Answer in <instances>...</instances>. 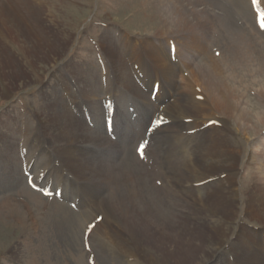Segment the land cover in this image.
I'll list each match as a JSON object with an SVG mask.
<instances>
[{"label":"rangeland","instance_id":"1","mask_svg":"<svg viewBox=\"0 0 264 264\" xmlns=\"http://www.w3.org/2000/svg\"><path fill=\"white\" fill-rule=\"evenodd\" d=\"M25 1L28 10L17 8L12 0H0V7L10 6L12 11H16L13 12L16 13V18L27 19L18 20L20 24L16 21L18 27H22L24 23L35 24L34 27L40 34L58 44V50L54 61L36 63V68L32 69L30 65L22 62L21 50L16 43L11 42L8 29L3 25L1 27L0 24V264H151L142 256L132 258L121 254L97 237L96 228L105 223V220L102 215L94 217L91 211L82 209L73 192L79 188L77 184L74 185L72 192L70 189L66 191L69 196L57 195L58 189L62 192L59 183L62 181L68 183L73 177L64 171L61 152L65 145L63 146L62 142H55L58 133L50 116L56 114V109L51 110L49 104L57 96L68 102L69 107L80 102V92L87 89L88 79L85 72L88 70L92 76L99 78L96 81L97 85L102 87V93L95 100L102 103L100 106L102 109L99 110L101 119L94 125L83 105L87 124L89 123L88 126L94 132L102 134L113 146L118 145L122 150V154L110 158V148L106 147L101 157L105 160V165L115 166L122 158L129 162L135 159L137 154H146L144 149L149 146L148 144L153 143V146L150 144V149H153L158 141L154 137L150 138L151 135H147L150 139L146 136L148 130L141 137H137L136 134L142 128L135 124L137 116L142 112L133 103L134 98L129 93L124 94L120 104L116 106L119 116L110 120L115 129L113 133H110V126L106 125V115L112 114L115 109L109 107L108 81L112 82L110 77L113 76L111 75L113 69L110 66L109 52L103 46V37L113 35L112 29H115L122 34V40L129 37L140 46L146 42L154 47L160 40L166 51L170 49V53L178 43L183 44L182 47L186 50L188 47L185 37H189L193 45V37L197 34L191 30L189 36L185 35L189 29L185 32L177 30L173 24L176 22L174 14L176 12L182 14L179 10L183 9L186 13L185 18L191 22L190 25H196L197 13L189 11L194 10L192 7L199 4L196 9L199 13L204 10L201 4H205V8L208 9L206 14L201 16L204 17L203 22L200 21L198 26L199 35L204 36L199 43L204 45L206 42L209 52L206 54L207 60L203 56L200 58L195 56L194 62L198 64L197 67L216 56L219 58V55L229 59L231 51L228 33H231L232 29L238 37L235 46L238 47L239 65L233 68L234 63L231 62L229 67H224V76L228 85L232 84L237 89L240 107L246 114L248 112L247 117L251 118L252 122L249 126L245 125V128L242 125L238 127L225 123L226 127L221 137H218L221 133L213 130L211 126L207 139V144L212 148L216 141L211 140V137L219 142V148L223 144L227 150L235 148L236 176L230 177L229 173L233 171L229 158L223 159L219 164L212 156V163L223 173L221 179H209L208 182L200 183L194 181L183 186L177 184L174 186L176 201L173 195L167 194L166 185L151 179L150 183H146L147 187H142L138 183H124L127 187L121 185L113 196L119 200L121 196H127V193L133 195L148 192L142 197L149 198L143 199L145 205L151 207V203L156 204L160 213L167 214L171 220L188 222L192 225L188 233L193 234L195 238L197 235L193 231L194 228L209 230L219 227L224 237L222 245L214 249L212 242L205 244L209 256L203 260V264H264V122L260 126L253 116L254 112L264 116V0H258L259 5L253 0L255 6L250 3L251 7H248L247 0ZM190 2L193 5L189 4V11H185L183 5L187 6ZM175 31L181 32L176 35L173 34ZM162 34L166 36H160ZM30 42L37 46L34 38H31ZM4 54L11 56L12 61H20L22 65H26L20 66L21 71L17 72L13 66L10 67L11 60L3 57ZM33 59L34 57L32 61ZM179 59H182L181 56ZM74 66L75 68L71 70ZM131 75L136 77L134 70L131 71ZM183 75L187 77L189 73ZM177 82L180 86L182 79L178 77ZM143 87L145 93L147 89ZM102 118L105 120L102 121ZM223 120L225 122V118ZM126 125L133 126L122 131ZM149 130L151 131L150 128ZM139 144H143V147L138 148ZM140 160L143 162H140L142 165L140 168L148 172L150 169L147 160L144 158ZM127 161L125 163H128ZM130 166L134 169L133 164ZM51 167L54 168V172H61L63 178L61 179L58 174L48 178L47 175L44 176ZM47 184L49 186L52 184L51 188H47ZM152 185L153 190L150 189ZM155 187L161 188L162 191L154 189ZM49 189L54 196L48 194ZM213 189H218L217 192L220 189L223 191L224 217L210 214L207 208L199 213V209L206 202L205 198ZM151 190L153 194L150 193ZM254 190H258V196H255ZM184 197L186 202H183ZM60 207L66 208L67 211L71 210L69 212H72V218L69 212L67 218L64 217L59 210ZM114 228L124 239L129 240L125 231L119 227ZM237 241L241 243V248L245 246L244 248L256 256L252 258L253 262L244 257L241 260L240 255L232 254Z\"/></svg>","mask_w":264,"mask_h":264},{"label":"bare ground","instance_id":"2","mask_svg":"<svg viewBox=\"0 0 264 264\" xmlns=\"http://www.w3.org/2000/svg\"><path fill=\"white\" fill-rule=\"evenodd\" d=\"M22 1L24 4L21 0H12L17 8L28 10L26 1ZM254 1L256 5H259L258 0ZM247 3L248 7H251L249 0H247ZM189 4L193 5L191 2L187 6L183 5L185 11H189ZM201 5L204 9L202 13L196 10L200 4L193 6L192 9L194 10L189 11V13H197L196 25H190L191 22L185 18L184 14L186 13L183 12L181 7L179 11H182V14L176 12L174 14L176 22L174 21L173 23L171 21V24H175L176 28H178L177 30L185 32L189 29V32L185 33V35L190 36L191 30H193L192 33L196 32L197 35L193 37V45H191L189 37H185L186 46L188 47L186 50L183 49V44L178 43L170 53V49L166 51L160 40L154 47L146 42L143 43V46H140V44L130 40L129 37L122 40V34L115 29H112L113 35L110 34V36L106 35L103 37V46L109 52L110 66L113 69L111 73L113 76L110 77L112 82L108 81L109 91L107 90L109 92L107 94L110 95L108 100L110 106H114L115 109L110 119L119 116L116 106L120 104L124 94L129 93L134 98L133 103L142 112V114L137 116L135 124L142 129L140 128L141 131L136 135L139 138L146 132V128H150L151 131L148 135L151 136L149 137H154L158 141L157 146L154 144V150L150 149V143L148 144L149 148L146 147L144 149L146 154H137L135 159L129 162L127 159L124 160L122 158L115 166L113 164H110V166L105 165V160L101 159V157L106 147L110 148V158L114 155L122 154V150H120L121 147H118V145L113 146L110 140H106L102 134L94 132L88 126L89 123L87 124L83 110H87L91 123L95 125L96 121L101 119L99 118V110L102 109L100 108L102 103L95 100L102 93V87L97 85L98 82L96 81L99 78L95 75L92 76L88 70L85 72L88 79L87 89L80 92V102L71 104L69 107L68 102H64L63 99H59L56 95L57 97H54V100L49 104L51 110L56 109V114L50 116V120L55 124V129L58 133L55 137V142H62L63 146L65 145L62 149L63 152H61L64 161V171L66 170L73 177L72 181L70 180L68 183L63 181L59 183L62 188V195H68L66 191L70 189L72 192L74 185L77 184L79 188L73 192L76 194L75 198L77 197V200H79L82 209L91 211L94 217L102 215L103 220H105V223L96 228L95 234L97 237H100L107 246H110L115 251L132 258L142 256L151 264H186L187 262L203 264V260L209 256L206 253L205 244L212 242L214 249L220 247L224 238L223 234L219 227L210 228L209 230L198 227L193 229L197 235L196 239L193 234L188 233V230L192 227L191 224L182 220H171L167 214L163 215L160 213L161 211L156 204L154 205L150 202L151 207L145 205L146 203H144L143 199L149 198L142 197L148 192L144 191L145 193L140 192L133 195L127 193V196H121L119 200L114 198L113 193L116 189L118 191V187L121 185L127 187L125 186L127 183H138L142 187H147L146 183L151 179L166 185L167 194L173 195L174 199L176 194L174 188L177 184L183 186L194 181L200 183L203 181L208 182L209 179H221L223 173L219 172V167L212 163V156L218 160L219 164L222 163L223 159L229 158L233 171V173L229 174L231 175L230 177H235V148L227 150L224 144L219 148V142H217L216 138L211 137V140L216 141V145L212 148L210 144H207L209 128L212 126L213 130L221 133L218 136L221 137L226 127L225 123L231 126L239 127V125H242L244 127L247 124L249 126L252 122L250 121L252 119L247 117L248 112L246 114V111L240 107L241 101L237 98V89L232 84L228 85V81L224 76V67H229L231 62L234 63L233 68L239 65L238 47L235 46L238 37H236L235 31L231 29V33H228L231 51L229 59L224 57V55H219V58L216 56V58L209 61L202 60L204 62L200 63L198 67V64L196 65L194 62L195 56L196 58L203 56L207 60L208 55L206 57V54L209 52L206 42L204 45L201 42L199 43L204 36L199 35L197 30L199 23L203 22L204 17L201 18V16L204 13L206 14L207 9L204 6L205 4ZM7 7H0V24L1 27L3 25L5 29H8L7 31L12 39L11 42L16 43L21 50L22 62L27 63L34 69L36 68V63L45 64L54 61L57 57L58 44L44 37L42 33L40 34L34 27L35 24L24 23L22 27H18L19 25L16 21L19 19L16 18V13H13L16 11H12L10 6ZM21 19L27 20L25 17H20ZM108 32L110 33V30ZM180 32L175 31L173 34L177 35ZM160 36L165 37L166 35L162 34ZM31 38L36 40V47L31 44ZM116 38L118 39L116 40ZM121 49L126 50L122 51ZM180 56L182 59H179ZM3 57L11 60L9 55L6 56L4 54ZM11 61L9 62L10 67L13 66L12 68L17 72L21 71L20 66L26 65H22L20 61ZM74 68L75 66L71 67V70ZM132 70H134L136 77L131 75ZM186 72L189 75L184 77L183 74ZM178 77L182 79L180 86H178L177 82ZM143 86L147 89L145 93ZM155 87L157 92L154 94L155 99L151 101L150 96L153 94V88ZM146 96L148 100H146ZM83 105L84 109L82 108ZM123 116H125V113H123ZM253 116L257 119V124L261 126L264 122V116L259 112H254ZM223 118H225V122ZM104 120L102 118V121ZM132 126L128 127L126 125L121 130L125 131L127 127L131 128ZM113 130H115L114 126ZM132 135H135L134 132ZM162 142L165 143V147H163ZM151 145L153 146V143ZM216 152L217 154H215ZM140 158L147 160V165L150 169L148 172L140 168L142 167L140 162L143 163ZM126 161L129 164L125 163ZM130 163L133 164L134 169H132ZM53 174H58L61 179L63 178V174L54 172L53 167L49 168L44 176L47 175L48 178ZM51 186L52 184L50 186L47 184V188H51ZM159 186L163 187L162 185ZM152 187L154 186L152 185L150 189L153 190ZM154 189L159 190L161 188L155 187ZM163 190H165V187ZM217 191L218 189H213L209 196L205 198L206 202L199 209V213L207 208L210 214L213 213L224 217L223 191L221 189L219 192ZM150 193L153 194V191ZM254 194L258 196V190H254ZM153 202L155 203L156 201ZM183 202H186L185 197ZM59 210L64 217L68 216V212L71 211H67L63 207H60ZM170 212L172 213V211ZM71 213L69 212V214ZM114 227H119L125 231L129 240L124 239ZM235 244L236 248L233 247L232 254L240 255L241 260L244 257L253 262L252 258L256 256L244 248L245 246L241 248L239 241Z\"/></svg>","mask_w":264,"mask_h":264},{"label":"snow or ice","instance_id":"3","mask_svg":"<svg viewBox=\"0 0 264 264\" xmlns=\"http://www.w3.org/2000/svg\"><path fill=\"white\" fill-rule=\"evenodd\" d=\"M143 146H141V148H142ZM138 151H140V149H138Z\"/></svg>","mask_w":264,"mask_h":264}]
</instances>
